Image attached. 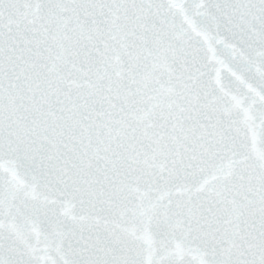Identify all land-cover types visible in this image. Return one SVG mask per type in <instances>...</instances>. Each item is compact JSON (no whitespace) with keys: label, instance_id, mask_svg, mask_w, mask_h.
Returning a JSON list of instances; mask_svg holds the SVG:
<instances>
[{"label":"snow or ice","instance_id":"6c2138e0","mask_svg":"<svg viewBox=\"0 0 264 264\" xmlns=\"http://www.w3.org/2000/svg\"><path fill=\"white\" fill-rule=\"evenodd\" d=\"M0 264H264V0H0Z\"/></svg>","mask_w":264,"mask_h":264}]
</instances>
